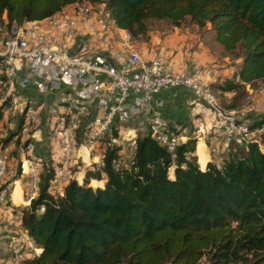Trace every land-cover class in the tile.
Wrapping results in <instances>:
<instances>
[{
  "label": "trees",
  "instance_id": "1",
  "mask_svg": "<svg viewBox=\"0 0 264 264\" xmlns=\"http://www.w3.org/2000/svg\"><path fill=\"white\" fill-rule=\"evenodd\" d=\"M73 1L0 0V13L18 21L40 18ZM88 1L103 2L133 37L145 31L147 17L208 22L222 47L236 51L242 80L264 77V0ZM212 85L233 96L241 87L229 77ZM197 144L191 136L181 139L172 157L142 133L126 157L120 143L107 142L99 165L87 164L81 181L69 179L56 196L49 180L58 161H41L29 204L5 203L19 219L9 238L11 250L0 251V258L5 264H202V257L206 264H264V150L248 141L223 152L219 165L199 162L201 168ZM90 178H102V184L91 185ZM19 228L41 250L10 260Z\"/></svg>",
  "mask_w": 264,
  "mask_h": 264
},
{
  "label": "built area",
  "instance_id": "2",
  "mask_svg": "<svg viewBox=\"0 0 264 264\" xmlns=\"http://www.w3.org/2000/svg\"><path fill=\"white\" fill-rule=\"evenodd\" d=\"M229 77L246 89L243 102L225 105L212 82ZM182 87L193 120V137L207 149V161L220 164V156L232 146L254 141L264 150V77L257 86L241 79L231 64H195L175 68L156 45L143 55L130 32L118 26L103 2L76 0L40 18L16 20L0 13V205L17 222L4 176L10 150L20 133L27 134L31 148L35 132L27 133L41 108L55 116L58 163L49 180L52 195H61L65 184L76 178L71 164L80 156L75 147L76 128L81 142L99 165L100 142L107 135L131 155L135 138L149 133L174 156L177 143L186 136L167 127L160 112L163 103L156 92ZM57 105L62 106L59 111ZM6 115L17 116L18 129L4 141L1 132ZM117 131L112 135V130ZM22 153L24 150H20ZM39 159H29L21 183L22 206L38 189ZM39 210L44 206L40 205ZM16 235V258L36 254L40 247L21 228ZM23 248V250H22Z\"/></svg>",
  "mask_w": 264,
  "mask_h": 264
},
{
  "label": "rangeland",
  "instance_id": "3",
  "mask_svg": "<svg viewBox=\"0 0 264 264\" xmlns=\"http://www.w3.org/2000/svg\"><path fill=\"white\" fill-rule=\"evenodd\" d=\"M144 23L146 26L145 31L142 34H138L134 36V38L142 39V41L148 42V38L150 37V35L147 32L150 30H153V31L164 30V29L172 30L174 28L173 26L181 27L184 29L186 28V29H189L188 31L192 32L194 36L192 37L191 40L185 43L186 46H184V50L187 49L186 50L187 52H185V54H189L191 56L196 54L197 56H199L200 60L198 63H195V64H209V65L216 64L218 66L225 65V64H231L234 67H239L240 58L236 56V51L225 50L222 47V45L216 40L214 31L211 28L206 27L208 26V24L206 23L201 26H197L189 19L188 16H184L177 24H173L170 20L165 19V18H151V17L145 18ZM258 83H259L258 79L254 80L251 83V86L255 87L258 85ZM215 91H216L217 96L221 99V102L225 105L230 102H235V104H240L241 102L244 101L245 95H246V89L243 88L242 86L238 88V92L236 96H233L234 92H230V91L222 92L217 89ZM57 107L59 111L62 110L61 105H57ZM187 116H188L186 118L187 120L178 121L177 123L179 127L178 130H181V128L184 125H186V127H184V131H188L189 129L190 132L188 133L190 134L191 137H193L194 135L192 131L194 128L193 120L189 114ZM17 121L18 119L16 115L14 116L6 115L5 116V118L2 120V125H1V132L3 133V137L4 136L6 137L7 135H11L19 128L17 125L18 123ZM38 126H39L38 123L33 122L31 125L28 126L27 133L30 134L32 130H34ZM45 130H46L45 131L46 135L48 136L50 135V138L54 136V128L53 129L50 128V125H48L45 128ZM79 130H80V126L76 128L75 147L76 148L79 147L80 148L79 150H81L80 152H82L84 148L81 147ZM11 131H14V132H11ZM27 139H28L27 134L20 133L18 135V138L15 141L14 146L11 148L10 157L8 161V168L4 176V183H8L12 177H15L16 175H18V169L20 167V160H21V157L19 156V152L21 149L24 150V152L30 149V148L25 147ZM110 141L111 140L109 139V137L105 135L100 142V148H105L106 143ZM197 141H198L197 147L198 145L204 146V143L202 142V140L197 139ZM198 149H199V155H200L199 162L203 164L207 160V158L201 152V149L199 147ZM30 155L31 153L28 156ZM82 159L83 160H81V156L74 157L73 159L74 161L71 164V169L73 171L78 170L79 167L80 168L83 167L86 161H87L86 165L87 163L90 162V159L85 156L84 152H82ZM44 161L49 162L50 160H47V159L42 160V162ZM172 168H173V165H170L168 167V174L170 176L172 175ZM89 183L91 185L98 184L97 181L93 179H91ZM11 197L15 201V203H18V198H20V190L17 185H15L14 189L11 191ZM14 233H15V222L10 221V217L8 216L6 212H4L2 205H0V251L1 253L6 252L7 254H9L11 250V247L9 246L10 244L9 238ZM15 253L16 252H13V258H11L10 260H16V261L19 260V258H16ZM3 261L4 260L0 258V264H5V262ZM201 261H202V264H206L203 257L201 258Z\"/></svg>",
  "mask_w": 264,
  "mask_h": 264
},
{
  "label": "crops",
  "instance_id": "4",
  "mask_svg": "<svg viewBox=\"0 0 264 264\" xmlns=\"http://www.w3.org/2000/svg\"><path fill=\"white\" fill-rule=\"evenodd\" d=\"M209 27V23L206 22ZM174 28L172 30L164 29V30H157L153 31L150 30L147 33L150 35L147 41H142V39H137L133 37V41L139 51L143 55H149L151 50L156 45H159L161 49L163 50L164 59L167 60L173 67L178 68L182 66H188L192 62L198 63L200 58L196 54L191 56L189 54H185L187 52L184 46L186 42L192 39L194 34L192 32L188 31L189 29H184L181 27L173 26ZM182 47V48H181ZM188 95V91L185 88L182 87H176V88H169L165 90H160L155 93L154 96L161 97L163 99V103L160 106V112L165 118L166 124H172L175 126L178 130V121H184L187 120L188 112L186 109V106L184 104V98ZM48 111L45 108H41L37 114L35 122L38 123V127L32 130L35 132V137L32 139V147L29 150H26V152L23 151V153L20 151L19 156L21 157L20 160V167L18 169V175L15 177H12L11 180L8 182V188L10 191V197H11V191L14 189L15 185L18 186L19 190L21 191V183L20 179L23 175L20 168L23 169L26 168L27 162L29 159H39L40 161L47 159V160H54L56 161L58 157L60 156V148L59 144L56 140V125H55V116L47 113ZM50 125V128H54V136L50 138V135H46L45 128ZM184 125L181 130H178V133L184 135V136H190L188 131H184ZM81 142V139H80ZM196 146V145H195ZM81 147L84 148L82 152H84L85 156L90 159V162H92V157L90 151L85 147L83 142H81ZM198 147L201 149V152L206 157V151H205V145H198ZM196 146V155L198 158L199 163V149ZM80 148L78 147V150ZM82 149V148H81ZM81 160L82 159V152H80ZM31 153L30 156H28ZM90 156V157H89ZM207 158V157H206ZM84 162V161H83ZM87 162V161H86ZM79 167L78 170L74 171L76 175V180L81 181L82 175L84 173V167ZM89 162V163H90ZM207 160L205 161V163ZM87 163V164H89ZM204 163V165H205ZM199 166L202 168L204 166H201L199 163ZM20 170V171H19ZM92 179V178H90ZM97 178H94L95 180ZM100 181H97L98 184H102L103 179L99 178ZM90 181V180H89ZM21 196V192H20ZM22 197V196H21ZM12 199V197H11ZM12 203L16 205H21V203H15V201L12 199Z\"/></svg>",
  "mask_w": 264,
  "mask_h": 264
},
{
  "label": "bare ground",
  "instance_id": "5",
  "mask_svg": "<svg viewBox=\"0 0 264 264\" xmlns=\"http://www.w3.org/2000/svg\"><path fill=\"white\" fill-rule=\"evenodd\" d=\"M205 151H206V157L208 158L206 146H205ZM23 202L24 201H23L22 197L20 196V198H18V203H23Z\"/></svg>",
  "mask_w": 264,
  "mask_h": 264
},
{
  "label": "water",
  "instance_id": "6",
  "mask_svg": "<svg viewBox=\"0 0 264 264\" xmlns=\"http://www.w3.org/2000/svg\"><path fill=\"white\" fill-rule=\"evenodd\" d=\"M40 250H41V248H40Z\"/></svg>",
  "mask_w": 264,
  "mask_h": 264
}]
</instances>
